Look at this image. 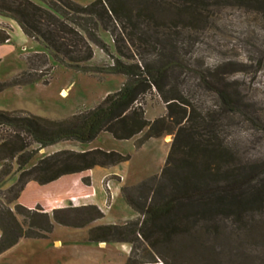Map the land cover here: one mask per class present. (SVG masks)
Masks as SVG:
<instances>
[{
    "label": "trees",
    "instance_id": "trees-1",
    "mask_svg": "<svg viewBox=\"0 0 264 264\" xmlns=\"http://www.w3.org/2000/svg\"><path fill=\"white\" fill-rule=\"evenodd\" d=\"M227 1L230 0L212 3L219 5ZM231 1L264 13V0ZM210 2L93 0L80 5L74 0H45V7H41L31 0H0V15L13 19L26 37L43 44L58 64L84 72L97 69L126 77L118 90L108 93L95 107L66 118H46L23 109H0V180L12 172L14 161L20 171L17 184L25 176L45 185L76 173L80 174L85 195H89L90 169L117 165L128 160L129 155L100 148L60 150L39 159L27 170L22 168L39 149L60 141L89 142L100 132L124 140L145 129L137 139V145H141L149 138L172 134L160 173L136 185L120 188L126 205L139 218L122 224H99L87 231L86 239L90 242L130 243L131 251L125 264L141 263L130 260L135 243L144 242L149 247L152 253L147 262L154 263L161 259L160 246L173 248L178 242L183 247L197 245L204 237L214 235L212 225L216 221L251 212L263 201L264 163L235 164L231 149L218 137L215 120L209 114L194 112L177 90L165 88L164 79L177 61L173 55L176 36L172 37L176 31L172 27H176L175 23L182 16L201 21L205 18L203 9ZM98 26L111 34L119 55L128 57L125 50L142 43L149 51L158 48L156 59L125 62L115 57L112 64L105 67L87 66L84 62L92 57L90 43L108 54L107 45L97 35ZM8 39L9 34L0 29V43ZM34 56L40 57L43 64L47 63L45 55L35 53ZM221 76L201 73L199 78L207 89L216 93L228 115L240 112L235 87L222 82ZM33 79L22 71L0 82V90L31 83ZM151 90L165 102L166 113L149 121L144 117L142 100ZM33 144L37 147H31ZM14 196L17 200L19 192ZM52 199L46 206L37 200L26 207L17 202L15 211L0 206V254L20 238L47 237L54 223L80 228L103 216L93 204L51 208ZM48 211L51 216L47 215ZM16 215L28 218L26 228ZM261 230L259 262L264 264V224ZM160 261L168 264L164 259Z\"/></svg>",
    "mask_w": 264,
    "mask_h": 264
},
{
    "label": "rangeland",
    "instance_id": "rangeland-1",
    "mask_svg": "<svg viewBox=\"0 0 264 264\" xmlns=\"http://www.w3.org/2000/svg\"><path fill=\"white\" fill-rule=\"evenodd\" d=\"M31 1L45 7V0ZM74 1L87 5L93 0ZM213 1L203 9L205 18L201 21L182 16L175 23L176 27H172L176 31L172 37L176 36L173 55L177 61L164 79L165 88L177 90L192 105L194 112L209 114L215 120L218 137L231 149L235 164L264 163V13L231 0L219 5ZM0 29L9 34V39L0 43V82L8 81L22 71L34 78L31 83L0 90L1 110L23 109L46 118H66L92 109L126 80L121 74L97 69L84 72L58 64L43 44L26 37L9 17L0 15ZM97 35L107 45L108 54L90 43L92 57L84 64L92 68L111 65L115 57L125 62L151 61L156 59L159 51L157 47L149 51L139 43L125 50L128 57H123L117 53L107 30L98 26ZM35 53L45 55L47 63L43 64ZM201 73L206 76L222 74L221 81L235 87L240 112L228 115L216 93L200 80ZM142 102L147 120L165 116V102L156 91L145 94ZM144 131L124 140L100 132L89 142L60 141L39 149L22 168L27 170L39 159L60 150L100 148L129 155L128 160L117 165L93 167L89 195H85L80 174L76 173L45 185L25 176L17 184L20 171L13 161L12 172L0 180V206L15 211L17 202L26 207L37 200L46 206L48 200L54 198L49 204L51 208L93 204L103 216L80 228L54 223L52 232L45 238H20L0 254V264H125L131 251L130 243L90 242L86 239L87 231L99 224H122L139 218L126 205L120 188L159 174L172 140V134H162L137 145V139ZM15 192H19L18 201L14 199ZM262 195L261 206L239 217L229 215L216 221L212 225L214 235L204 237L197 245L183 247L181 242L173 248L162 245L158 255L168 264H260V237L264 224ZM46 213L51 216V211ZM16 218L24 228L27 227L28 218L22 215H16ZM150 252L144 242L135 243L130 260L141 262L137 264H164L161 259L148 263Z\"/></svg>",
    "mask_w": 264,
    "mask_h": 264
},
{
    "label": "crops",
    "instance_id": "crops-1",
    "mask_svg": "<svg viewBox=\"0 0 264 264\" xmlns=\"http://www.w3.org/2000/svg\"><path fill=\"white\" fill-rule=\"evenodd\" d=\"M91 170V169H90Z\"/></svg>",
    "mask_w": 264,
    "mask_h": 264
}]
</instances>
